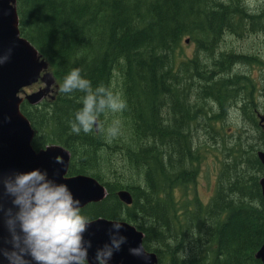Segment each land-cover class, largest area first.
I'll return each mask as SVG.
<instances>
[{"label":"trees","instance_id":"1","mask_svg":"<svg viewBox=\"0 0 264 264\" xmlns=\"http://www.w3.org/2000/svg\"><path fill=\"white\" fill-rule=\"evenodd\" d=\"M134 1L15 0L21 35L58 84L54 97L20 105L35 132L32 146L66 148L68 175H91L107 189L82 214L135 225L156 264H263L256 253L264 241V52L238 49L229 35L261 32L264 4ZM186 38L194 52L176 62ZM255 65L257 78L249 74ZM75 68L93 88L103 85L127 102L121 113L100 115L99 131L71 132L85 93H60L59 86ZM232 111L241 124L228 132ZM114 119L121 130L112 137ZM209 140L219 158L205 202L195 184ZM122 188L131 193L130 205L117 195Z\"/></svg>","mask_w":264,"mask_h":264},{"label":"clouds","instance_id":"2","mask_svg":"<svg viewBox=\"0 0 264 264\" xmlns=\"http://www.w3.org/2000/svg\"><path fill=\"white\" fill-rule=\"evenodd\" d=\"M12 53L9 48L0 54V65L8 62ZM85 93L82 107L69 121L71 132L88 134L94 128L100 130L99 117L102 113H121L127 102L109 88L92 82L81 74V69L71 70L59 86V92ZM10 120V117H5ZM121 130V121L114 119L107 129L115 137ZM57 163H63L59 158ZM3 193L11 200V206L0 203V214L7 236L0 246V264H91L89 249L92 241L85 233L93 222L82 214L81 202L73 195L66 183L57 182L46 169L33 168L15 171L0 176ZM109 239L95 252V264H111L116 252L120 251L127 237L121 233L124 222L111 221ZM129 251L136 256L147 257L140 244Z\"/></svg>","mask_w":264,"mask_h":264},{"label":"water","instance_id":"3","mask_svg":"<svg viewBox=\"0 0 264 264\" xmlns=\"http://www.w3.org/2000/svg\"><path fill=\"white\" fill-rule=\"evenodd\" d=\"M9 48H12L10 59L0 65V176L33 168L46 169L50 177L69 186L73 195L79 198L81 208L90 202L100 201L105 197L106 190L94 177L84 174L67 176L70 156L66 149L55 145L35 150L31 145L34 130L21 112L20 104L24 99L30 103L39 102L44 97V89L27 94L25 98L18 93L22 88L38 81L45 62L40 59L37 50L21 36L14 0H0V54ZM41 79L46 81L47 76L44 75ZM5 117L11 119L7 120ZM259 156L264 160V151ZM57 158L63 163H57ZM260 183L264 200V178ZM118 196L126 204L132 202V196L126 189L119 190ZM0 203L6 207L11 206L10 198L3 193L2 184ZM112 220L104 217L92 219L93 222L85 233V238L92 241L89 249L91 264H95L96 249L109 239L108 229ZM121 221L124 226L120 231L127 240L121 250L115 253L111 264H156V255L153 252L146 251L148 254L145 258L129 251L130 248L143 244V233L131 223ZM6 236L7 231L0 214V246H3V238ZM256 256L264 264V241ZM2 260L0 257V261Z\"/></svg>","mask_w":264,"mask_h":264},{"label":"rangeland","instance_id":"4","mask_svg":"<svg viewBox=\"0 0 264 264\" xmlns=\"http://www.w3.org/2000/svg\"><path fill=\"white\" fill-rule=\"evenodd\" d=\"M247 2L250 4L251 7H254L256 4L259 3L264 4V0H247ZM229 36H231L233 39L237 41L236 47L238 49L249 47L250 48L249 51L251 52L258 51L261 52L262 54L264 52V29L261 32H258L257 34H249L248 38L246 39H244V37L237 38L236 36H232L231 34ZM193 52H194V43L191 41L188 42L186 41L181 45V47L178 50H176V52H174L175 61L178 62L179 60L191 57ZM259 70L260 68L257 65H255L254 67H250L249 68L250 76L253 78H257L259 76ZM43 74L47 76V79H49L51 83L50 84L51 89L47 92L48 94L46 95L45 99L52 98L55 96L58 90L57 81L52 76L51 69L48 65L45 66ZM31 90L34 89H26V92H21L20 95L24 96L26 93H30ZM260 105H263V102H261ZM259 117L261 120V124L264 125V108L260 109ZM225 124L226 125L228 124V126L230 125L229 126L230 129L228 130V132H231V130L235 128L237 124H241L239 121L238 112L232 111L229 114ZM209 145H210V140L205 142V147H204L205 156L202 159L199 175L195 184V190L197 195L200 197L201 200L205 202L209 200V198L213 194L216 185V175L218 170L217 159L219 158L218 149L216 147L211 148L209 147Z\"/></svg>","mask_w":264,"mask_h":264},{"label":"bare ground","instance_id":"5","mask_svg":"<svg viewBox=\"0 0 264 264\" xmlns=\"http://www.w3.org/2000/svg\"><path fill=\"white\" fill-rule=\"evenodd\" d=\"M134 1V0H133ZM111 2V1H110ZM127 2V1H126ZM125 2V3H126ZM129 2H132V1H129ZM135 2V1H134ZM148 3V2H147ZM152 3H153V1H152ZM143 4V3H142ZM147 5V4H146ZM118 6V5H117ZM128 6V5H127ZM235 6V5H234ZM130 7H133V6H130ZM159 7V6H158ZM238 7V6H237ZM243 7V6H242ZM235 8V7H234ZM242 10V9H241ZM139 12H141V11H139ZM237 13V12H236ZM261 14V13H260ZM247 16V15H246ZM213 19V18H212ZM119 22V21H118ZM117 24V23H116ZM132 24V23H131ZM210 24V23H209ZM130 26V25H129ZM233 26V25H232ZM133 27V26H132ZM117 28V27H116ZM213 28V27H212ZM229 30V29H228ZM243 31H246V30H243ZM231 32V31H230ZM242 32V31H241ZM250 32V31H249ZM214 33V32H213ZM240 33V32H239ZM242 34V33H241ZM246 34V33H245ZM248 34V33H247ZM214 45V44H213ZM214 47V46H213ZM216 50V49H215ZM230 50V49H229ZM234 51V50H233ZM179 52V51H178ZM235 52V51H234ZM180 53V52H179ZM182 53V52H181ZM229 53V52H228ZM232 53V52H231ZM235 62V61H234ZM237 62V61H236ZM212 65H214V64H212ZM216 66V65H215ZM223 67V66H222ZM214 69V68H213ZM216 70V69H215ZM165 78V77H164ZM166 85V84H165ZM170 88V87H169ZM173 88V87H172ZM160 89V88H159ZM166 91V90H165ZM181 91V90H180ZM173 92V91H172ZM187 92V91H186ZM189 93V92H188ZM170 96V95H169ZM183 96H184V94H183ZM162 98V97H161ZM158 103V102H157ZM161 104V103H160ZM188 104V103H187ZM171 105V104H170ZM189 106V105H188ZM160 109H161V106H160ZM170 109V108H169ZM176 110V109H175ZM186 110V109H185ZM187 114V113H186ZM182 115V114H181ZM179 117V116H178ZM180 118V117H179ZM181 119V118H180ZM185 122V121H184ZM173 123V122H172ZM177 123V122H176ZM182 124V123H181ZM141 127V126H140ZM177 127V126H176ZM139 129V128H138ZM141 129V128H140ZM147 132V131H146ZM145 134V133H144ZM152 134V133H151ZM185 137V136H184ZM159 141V140H158ZM189 145V144H188ZM182 148V147H181ZM187 149V148H186ZM174 153V152H173ZM185 153V152H184ZM148 158H150V157H148ZM181 158H182V156H181ZM180 158V159H181ZM186 158V157H185ZM175 159V158H174ZM169 160V159H168ZM176 160V159H175ZM174 160V161H175ZM179 161V160H178ZM178 163V162H177ZM178 168V167H177ZM185 176V175H184ZM184 180V179H183ZM131 191V190H130ZM131 194V193H130ZM146 194V193H145ZM152 205V204H151Z\"/></svg>","mask_w":264,"mask_h":264},{"label":"flooded vegetation","instance_id":"6","mask_svg":"<svg viewBox=\"0 0 264 264\" xmlns=\"http://www.w3.org/2000/svg\"><path fill=\"white\" fill-rule=\"evenodd\" d=\"M37 84H38V83L35 84L36 87H42V83H40V84H38V85H37ZM35 85H34V86H35ZM34 86H33V87H34ZM33 87H32V88H33Z\"/></svg>","mask_w":264,"mask_h":264}]
</instances>
